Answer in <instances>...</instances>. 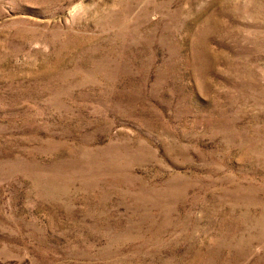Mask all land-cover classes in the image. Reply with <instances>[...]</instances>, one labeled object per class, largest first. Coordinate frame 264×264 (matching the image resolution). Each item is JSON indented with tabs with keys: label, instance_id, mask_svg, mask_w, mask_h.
I'll list each match as a JSON object with an SVG mask.
<instances>
[{
	"label": "rangeland",
	"instance_id": "rangeland-1",
	"mask_svg": "<svg viewBox=\"0 0 264 264\" xmlns=\"http://www.w3.org/2000/svg\"><path fill=\"white\" fill-rule=\"evenodd\" d=\"M0 264H264V0H0Z\"/></svg>",
	"mask_w": 264,
	"mask_h": 264
}]
</instances>
